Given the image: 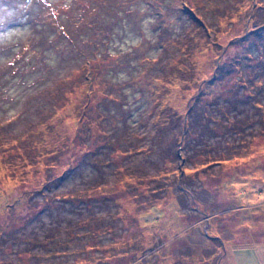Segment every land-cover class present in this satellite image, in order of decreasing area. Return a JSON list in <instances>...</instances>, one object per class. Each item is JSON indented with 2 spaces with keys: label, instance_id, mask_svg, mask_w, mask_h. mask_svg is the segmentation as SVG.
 I'll return each mask as SVG.
<instances>
[{
  "label": "rangeland",
  "instance_id": "374dc122",
  "mask_svg": "<svg viewBox=\"0 0 264 264\" xmlns=\"http://www.w3.org/2000/svg\"><path fill=\"white\" fill-rule=\"evenodd\" d=\"M181 2L212 38L196 36L190 46L180 45L184 32L196 33L178 11ZM54 3L69 38L58 32V19L42 14ZM108 9L122 15L104 41L92 20ZM155 9L165 10L171 31L165 48L156 39L161 16ZM262 22L264 0H0V264H264V208L242 212L264 205V184L248 178L246 191L242 183L231 186L252 168L264 178V123L247 93L255 89L264 101ZM73 41L84 44L87 57H101L97 102L91 103L124 115L136 128L135 139L107 144L95 136L86 146V134L77 138L83 93L71 88L59 98L51 87L67 75L70 83L80 80L76 68L84 57L71 51ZM25 44L39 58L23 52ZM108 48L119 55L100 52ZM157 55L167 73L154 81L148 64ZM36 58L40 71L31 69ZM181 70L194 77L191 85ZM141 74L143 99L142 82L131 78ZM106 83L118 104L103 101ZM215 95L223 102L216 109L209 104ZM228 96L235 100L231 105ZM160 98L189 121L204 109L219 118L206 135L193 125L181 148L171 137L173 131L182 135L183 118L161 115L155 124L165 131L157 137L166 148L153 151L147 132L155 131L149 121ZM231 111L234 121L226 123ZM236 114L246 117L242 126ZM91 157L99 159L98 167L102 159L101 167H92ZM217 159L228 161L204 168ZM183 168L193 178L180 184ZM254 183L261 192H250ZM180 187L192 194L188 207L177 197Z\"/></svg>",
  "mask_w": 264,
  "mask_h": 264
},
{
  "label": "trees",
  "instance_id": "16d2710c",
  "mask_svg": "<svg viewBox=\"0 0 264 264\" xmlns=\"http://www.w3.org/2000/svg\"><path fill=\"white\" fill-rule=\"evenodd\" d=\"M181 4H182V2H181ZM183 6H184V8L178 9V11L180 14H183L186 16L187 23L190 25V27L192 26L193 28L196 29V33L194 35L192 33L184 32L183 35L181 37H178V39H177L178 42L180 43V45L182 47H184V46L187 47V45L190 46L192 44V42H194L195 39L197 38L196 36H199L202 38H207V37L212 38L209 34V29L202 23V21L197 20V18H194L193 10L192 9L187 10V6L185 5V3ZM45 9H49V11L43 12L42 13L43 16H46L48 14L49 15L48 18L50 21L51 20H57V19L59 20V23L57 25V30L60 34H62V38L71 37L72 35H71V32L69 31L70 29H67V27L65 25L60 23V18L62 15L60 5H56L54 3V4H51V6L49 8H45ZM125 10H128V9H125ZM155 11L156 12L159 11L158 14L161 16V18H159L160 21L158 22L159 23L158 27H161V28L159 30V35L156 36V39H157L158 44H160L161 48H165L167 46L166 42L168 40V37H169V35H171V31L169 32V30L165 26V23L163 22L162 17H163V14L165 13V10L164 9H155ZM120 12H122L120 9L119 10L108 9L107 12H102V13L100 12L99 14H96L94 16V20H92V21L98 22L97 26L100 28L99 30L103 34H105L104 41H106V38H108V39L111 38L110 29H112V30H113V28L118 29L115 26V24L117 22H120L119 18L122 15V14H120ZM123 12H124V9H123ZM91 13H92V11H91ZM126 16L127 15H124V17H126ZM260 24H263V25H261L260 30H264V22H262ZM90 43L92 44V46L97 44L96 42H90ZM90 43H86L85 45H90ZM68 46L71 49V51H73L75 54H79V55L82 54L84 57L82 63H80V66H78L76 68L79 70L78 74L80 76V80L78 81V83H74V84L70 83V81H68L69 76L67 75V76L59 79L58 84H56L57 82H55V84L53 83V85L51 87H54L56 85L54 89H56L55 93H56V96H58L59 98L65 97L66 96V90L70 91L71 88H72V91H75L77 89V91L79 90L81 93H83L84 101L81 104V107L79 110V115H77L76 123H75L78 126V130L76 132L77 138H79L80 136H85V134H86V137H85L86 141H84L86 146L92 145V143L95 139V136L107 144H112V143L117 142L121 139H126V140L135 139L136 136H138V134L136 132V128H134V127L132 128V126H130V124H128L127 122H125L122 119L124 117V115H122V114L117 115L118 111H116V110L104 109L103 107H101L100 104H95V103L92 104L91 103L92 99H94V101L97 102L96 101V89L98 88V83H99L101 71H102V68H100V67H102L101 66L102 63H98V60H100L101 57H98V56L87 57V55L84 54L86 47H83L84 46L83 43L81 44L79 42L73 41L72 46L69 44H68ZM55 47H56V45H55ZM25 49H30L31 52L36 54V56L39 55L38 50L37 49H31L30 46L28 47V44L24 45L23 52ZM196 50H197V46H196L195 51ZM91 51H93V50H91ZM108 51H109V48L107 50H102L100 52L107 53L110 56L119 55V53L116 52L115 50H110L109 52ZM37 58H39V56H37ZM37 58H36V63L32 65L31 69L40 71V63H39V61H37ZM152 60H153V63H149L148 65H152V70L154 69L153 72L155 73L153 80L157 81V80H159V77H161L160 79H162V77H164L165 73H167L165 71L166 70V67H165L166 62L163 60V58L160 55H157L155 58H152ZM143 63L145 64V62H143ZM163 63H164V65H163ZM144 71H145V69H143V73H145ZM162 74H163V76H162ZM178 75L179 76L181 75L180 78L183 79V81H185L186 84H189V85H191L190 80L194 79L193 76L187 75L186 71H182V70L178 71ZM131 78H133V79L136 78L135 79L136 82L138 80L140 82H142L141 87H140L142 89V91L140 92V99L141 98L143 99V74H141L140 76H137V77L131 76ZM195 82H197V81H195ZM104 84H105V79H104ZM96 85H97V88H96ZM106 85H107V83H106ZM245 86H246V88H249V85L247 82H246ZM106 88H107V91L106 92L103 91V101L106 102V104L107 103L112 104V105H115V103L118 104L120 102L119 98H117V96H115L114 94H111L110 87L108 85ZM215 89H217L216 86H215ZM153 91H156V90L153 89ZM247 93H249V95H250L249 101L254 103L253 105H255V108L258 111V112L256 111V114H258V115L260 114L259 119L262 121V123H264V101L260 98V94L257 93V91L255 89H254V91L249 90ZM238 95H240V94H238ZM247 96H248V94H247ZM46 97H47V99L50 98L48 96H46ZM211 98L213 100L209 104H210V106L213 105L214 109H216L217 106L223 105V102L220 101L219 96L215 95L214 97L212 96ZM80 99H81V96H80ZM225 101H226L227 105H229V104L231 105V104H233V102L235 100L231 99V97L228 96V97H226ZM157 102H158L157 108L155 109L156 111L153 112V113H155L156 117H155V119H152V121H149V123H151V125L153 126V127L150 126V128L155 130V131L154 132L153 131L147 132V134L149 135V138H151V137L153 138V147H155L153 151H157V150L161 151V150H165V148H166V146H165L166 143L162 142V140L160 141V137H157L158 136L157 134L159 132H161V131L165 132L162 129H160L161 128L160 124L159 125L155 124L157 119L159 118V116L161 117V115H162L166 118L177 116V118H183V121L181 124L182 129H183V132L181 131L182 135H180V136L177 135L178 131H176V132L173 131V134L171 133L172 134L171 139L176 138L177 139L176 141H178L179 143H181V141L185 140L184 135L193 133L192 132V126L193 125H196L195 130L203 132L204 135L211 132V130L214 128L211 120L216 121V118L218 117V116L213 117L211 113H208L207 110L204 109L205 111L204 110L198 111L197 116H194L192 118V120L189 121L188 118L182 117L181 114L178 115L176 107H170L169 104L164 105L163 104L164 100H162L161 98ZM123 104H120V105L115 106V107L119 108ZM53 108H55L54 104L52 106L50 105L49 110L52 111ZM138 108L141 109L142 104H140V106ZM210 108H212V107H210ZM42 110L44 111V109H42ZM105 110L110 113V116L108 115V113ZM209 111H210V109H209ZM106 114L108 115V118H107ZM48 116L43 119V122H40V123L47 122ZM232 116H234V114L231 111V114H228L227 116L223 117V119L227 120L226 123H230V122L234 121ZM237 116H238L237 118H238V122H239V124L238 123L237 124H238V126H242L243 122L246 120V117H241L239 115H237ZM113 117H114V119L112 120L111 118H113ZM209 118H211V119L209 120ZM99 119H100V121H99ZM110 119H111V121H110ZM107 124L110 125V128H109L110 130H108L109 125H107ZM177 124L178 123L175 124L176 127H177ZM221 125H224V127L226 126V124H221ZM179 127L181 128L180 124H179ZM204 127H206V129ZM1 129H3L2 122H0V132H2ZM207 129H209V130L207 131ZM169 130H171V129L169 128ZM167 133H168V131H167ZM240 134H241V131L239 130V127H238V131L236 132V135L239 136ZM113 137L115 139H113ZM155 140H156V142H154ZM183 145H184V143H181V148H183ZM117 148L119 149L120 147H117ZM141 148H143V147H141ZM101 160L102 159H100L99 167H101ZM227 161H228L227 159H224V160L217 159L216 162L210 161V163L206 164L204 166V168L211 166L213 163L224 165V164H226ZM89 163L92 167L96 166L99 163V159H97V157L96 158L91 157ZM96 167L99 168L98 166H96ZM159 167H160V161L157 162V168H159ZM185 168H183V170H181V172H180L181 173L180 177H179V179L181 181L180 184H182V181L184 179L193 178L192 176H189L186 174ZM132 169L135 170L136 168H132ZM255 169H257V168H252L245 175H243V174H238V176L236 175V177L234 179L235 181L231 182V186H233L234 184L236 185V183H242L241 187H240L241 191H242V189L243 188L245 189V187L248 185V183L246 182L247 180H249L248 178H250L251 180L253 179L254 182L260 181V182H262V184H264V178L260 177L261 174H258V172H255L254 171ZM183 171H185V173H183ZM116 172H118V170H116ZM247 176H249V177H247ZM228 184L229 183H226L225 186H228ZM249 185L251 186L250 192H251V190L254 191L256 189H258L257 192H261V185L255 184V183H254V185H251V184H249ZM179 186H181V185H179ZM182 188L183 187H180L176 190V192L178 194L177 197L181 201V203L183 204V207H188L190 199L192 197L191 196L192 194L189 193L188 190L184 191V189H182ZM246 189H245V191H246ZM250 192H247V194H246L247 197H250ZM230 194H232V193H230ZM234 194H236V193H234ZM238 195H239V193L237 192V196ZM234 196L237 198L236 195H234ZM196 204H199L198 201L196 202ZM261 208H264V205H258V206H254V207L244 208L242 210V212L246 213V214H253V211H255L257 209H261ZM200 212H202V210ZM186 213L187 212H185V214ZM91 219L99 220L102 224V227H107L106 223H104L105 218L100 217L97 214H93ZM85 232L88 233L89 230L86 228Z\"/></svg>",
  "mask_w": 264,
  "mask_h": 264
}]
</instances>
